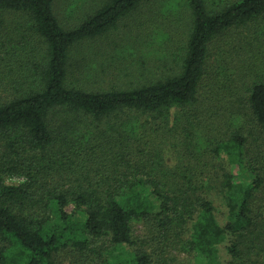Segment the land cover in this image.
Instances as JSON below:
<instances>
[{
    "label": "trees",
    "instance_id": "1",
    "mask_svg": "<svg viewBox=\"0 0 264 264\" xmlns=\"http://www.w3.org/2000/svg\"><path fill=\"white\" fill-rule=\"evenodd\" d=\"M64 255L264 264V0H0V264Z\"/></svg>",
    "mask_w": 264,
    "mask_h": 264
},
{
    "label": "rangeland",
    "instance_id": "2",
    "mask_svg": "<svg viewBox=\"0 0 264 264\" xmlns=\"http://www.w3.org/2000/svg\"><path fill=\"white\" fill-rule=\"evenodd\" d=\"M181 11H179V8L177 7L174 11V13H178V15L180 14ZM167 13V14H166ZM164 15L162 14L161 16H159V20L163 18L164 23H166L168 26H170L171 24L167 23L168 18H171L172 16V12H166ZM164 23L161 24V28L164 27ZM122 32V31H121ZM122 34L119 33L118 37H121ZM127 39H124V41H122L121 47L119 48V50L117 51L118 53L122 52L123 56L127 58V61L130 62L133 60V58L137 59L138 61H145L147 62V55H150L151 53H153V51H151L149 49L148 45H136V47H132L131 45L126 43ZM132 51L131 54H129V52ZM111 61H113L114 59H110ZM114 70V71H112ZM119 74V77H123L124 76V71L122 70V66H117L116 68H109V70H105L102 74H100L101 79H99L98 75L95 77V79L93 81H104V82H110V80L112 79L113 74ZM125 78H122V80H124ZM138 229H141V227H138ZM140 231H138L137 233H139ZM226 253L223 249L220 250V258L221 261H225L227 259L226 257ZM63 257V256H62ZM72 261V257H66L64 255L63 259L61 260V264H70ZM95 263V262H94ZM90 264H93L92 262Z\"/></svg>",
    "mask_w": 264,
    "mask_h": 264
}]
</instances>
